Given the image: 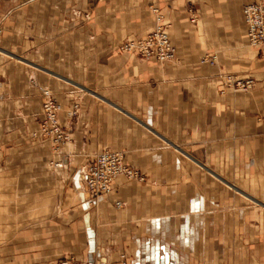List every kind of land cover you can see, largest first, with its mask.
<instances>
[{"label": "crops", "instance_id": "1", "mask_svg": "<svg viewBox=\"0 0 264 264\" xmlns=\"http://www.w3.org/2000/svg\"><path fill=\"white\" fill-rule=\"evenodd\" d=\"M248 1L0 0V264H264V55ZM152 5L172 61L120 49L153 29ZM227 73L256 83L234 91ZM45 89L69 135L57 150L33 136ZM104 150L143 178L93 199L81 178Z\"/></svg>", "mask_w": 264, "mask_h": 264}, {"label": "built area", "instance_id": "2", "mask_svg": "<svg viewBox=\"0 0 264 264\" xmlns=\"http://www.w3.org/2000/svg\"><path fill=\"white\" fill-rule=\"evenodd\" d=\"M153 12L156 16L154 28L140 39L125 41L120 48L122 51H137L142 57L155 59L160 63L172 61L176 58V48L171 40L170 25L158 8H153ZM243 14L249 43L264 52V0H249L244 6ZM192 20L195 21V18ZM216 59L217 55H212L203 57L202 61L215 64ZM222 78L235 91H248L255 85L254 79L250 77L223 75ZM44 95L40 133L50 138L55 148H59L69 141L67 131L59 122L61 104L49 89L44 90ZM78 108L76 104L74 114L78 112ZM121 175L128 179L142 178L139 171L126 162L123 151L104 150L97 153L95 160L87 167L81 183L93 198H99L112 192L114 180ZM115 203L118 207L122 206L120 201ZM59 264L83 263L73 258H65Z\"/></svg>", "mask_w": 264, "mask_h": 264}, {"label": "rangeland", "instance_id": "3", "mask_svg": "<svg viewBox=\"0 0 264 264\" xmlns=\"http://www.w3.org/2000/svg\"><path fill=\"white\" fill-rule=\"evenodd\" d=\"M153 8H157V7H155L154 5H152L151 7H150V9L152 10V12H153ZM160 11V10H159ZM154 13V12H153ZM161 13V12H160ZM155 14V13H154ZM162 14V13H161ZM164 16V15H163ZM168 23V22H167ZM169 24V23H168ZM154 26H155V24H154ZM154 28V27H153ZM170 31V30H169ZM126 41H128V40H126ZM125 42V41H124ZM123 42V43H124ZM123 43H121V44H123ZM251 45V44H250ZM121 46V45H120ZM256 47V46H255ZM121 49V48H120ZM259 52H260V55H264V52H262L260 49H259ZM212 55H217L216 53H213V54H211V55H206V56H212ZM217 60H218V56H217V59H216V63H217ZM211 64V63H210ZM224 75H233L234 77L236 76V75H234V74H230V73H227V74H224ZM236 77H240V76H236ZM247 77H250V78H253L254 79V81H255V83H256V79L254 78V76H252V75H249V76H244V77H242V78H247ZM225 82V81H224ZM229 87H231L234 91H235V89L231 86V85H229V83H227V82H225ZM251 90V89H250ZM249 91V90H248ZM238 92H247V91H238ZM54 96V95H53ZM42 114H43V105H42ZM42 122V121H41ZM41 127V126H40ZM39 134H41L42 135V133H40V128H39V131L38 132H34L33 133V136H37V135H39ZM50 139V138H49ZM51 141V140H50ZM51 147H52V149L53 150H57L58 148H55V145H54V143H52V141H51ZM60 147V146H59ZM141 177H142V175H141ZM143 178V177H142ZM141 178V179H142ZM88 192V191H87ZM89 193V192H88ZM90 194V193H89ZM108 195V194H107ZM93 199H97V198H93ZM115 205H116V203H115ZM118 207V206H117ZM124 256V255H123ZM65 258H73V259H75V260H77V261H80V262H82L83 264H85V262L84 261H82L81 259H79L78 257H76L75 255H65V256H63V257H61L60 259H59V261H58V264H59V262L62 260V259H65ZM121 264H127L126 263V261L124 260V261H122V263Z\"/></svg>", "mask_w": 264, "mask_h": 264}]
</instances>
